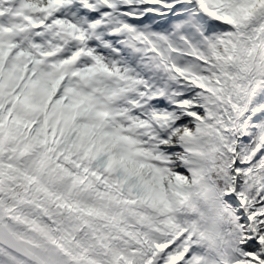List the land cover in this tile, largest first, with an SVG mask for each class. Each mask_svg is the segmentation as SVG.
I'll list each match as a JSON object with an SVG mask.
<instances>
[{"label": "snow or ice", "instance_id": "6c2138e0", "mask_svg": "<svg viewBox=\"0 0 264 264\" xmlns=\"http://www.w3.org/2000/svg\"><path fill=\"white\" fill-rule=\"evenodd\" d=\"M0 264H264V0H0Z\"/></svg>", "mask_w": 264, "mask_h": 264}]
</instances>
